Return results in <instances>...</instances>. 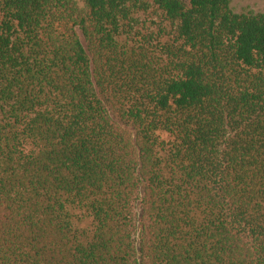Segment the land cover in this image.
I'll use <instances>...</instances> for the list:
<instances>
[{
	"label": "trees",
	"instance_id": "1",
	"mask_svg": "<svg viewBox=\"0 0 264 264\" xmlns=\"http://www.w3.org/2000/svg\"><path fill=\"white\" fill-rule=\"evenodd\" d=\"M82 2L0 0V264H264V11Z\"/></svg>",
	"mask_w": 264,
	"mask_h": 264
},
{
	"label": "rangeland",
	"instance_id": "2",
	"mask_svg": "<svg viewBox=\"0 0 264 264\" xmlns=\"http://www.w3.org/2000/svg\"><path fill=\"white\" fill-rule=\"evenodd\" d=\"M79 8H83L82 0H74ZM138 4L141 11L136 14L140 23L142 22H158L157 15L159 14L156 7L152 4L151 0H133ZM230 8L233 13H260L264 11V0H231ZM141 26V25H139ZM83 225H86L84 223Z\"/></svg>",
	"mask_w": 264,
	"mask_h": 264
}]
</instances>
